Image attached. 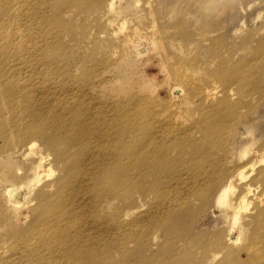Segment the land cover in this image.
<instances>
[{
  "label": "rangeland",
  "instance_id": "374dc122",
  "mask_svg": "<svg viewBox=\"0 0 264 264\" xmlns=\"http://www.w3.org/2000/svg\"><path fill=\"white\" fill-rule=\"evenodd\" d=\"M95 7L91 0H0V104L24 106L25 95L31 93L48 100V106L60 108L61 95L56 94L50 102L49 93L39 94L28 87L33 81L46 87L50 78L58 77L61 93L71 83H78L81 89L89 81L92 93L115 101L122 116L127 109L141 110L143 101L137 104V96L156 98L163 105L170 103L172 112L168 75L175 68L182 79L174 80L172 76V81L184 91L181 96L184 101L189 94L198 92L202 96L199 102H204V94L216 89L207 101L218 97L234 107L233 123L222 141L227 154L236 143L248 142L249 136L255 139L253 151L261 146L264 150V0H115L114 14L98 13V6L97 10ZM137 27L147 31L154 28L155 35L148 33V37L165 46V55L158 56L152 48L144 58L124 46L115 50L124 40L125 31L129 34ZM36 75L38 79H34ZM78 77L80 81L76 80ZM106 84L116 90L103 91ZM18 85L22 89L28 87L21 91V97L13 94ZM231 90L236 100L227 97ZM1 127L4 126L0 116ZM4 131L0 130V180H7L11 188L23 185L24 192L30 193L31 165L25 171L23 161L16 159L9 165L3 160L22 147L15 132ZM122 132L120 129L119 133ZM239 132H245L246 136ZM202 135L207 139L196 140L192 134L189 144L181 137V144L190 148V156L172 159L163 169L161 164L160 169L167 172L158 175V179L148 176L129 181L123 169L126 155L119 166L109 164L98 169L100 176L85 202L79 226L83 230L81 240L97 247L101 264L222 263L214 261L213 256L224 249L221 242L227 232L224 210L216 207L215 197L204 187L194 188V178L189 182L187 194L184 185L176 184L179 177L186 182L184 177L188 178L193 170L203 176L211 169V177L225 170V157L212 159L211 147L217 135ZM34 142L41 153L49 152L41 139ZM121 151L122 148L119 149L122 154ZM21 153L27 152L23 149ZM29 158L34 157L31 154ZM195 161H199L196 167ZM46 165L54 174L46 176L41 186L53 182L59 171L52 156ZM225 165H229L227 160ZM250 171L247 169L245 174ZM185 195H195L198 201L191 198L181 210L168 209L167 205L178 203ZM30 199H35L34 192ZM8 201L7 193L0 187V264H36L22 260L23 257L45 264L48 250L32 251L27 256L19 251V246L31 235L32 216L25 210L16 212ZM187 202L190 207H185ZM159 204L163 206L161 213L155 210ZM179 214L188 219L184 228L176 223ZM93 216L100 220L98 226L95 225L98 220L91 219ZM105 228L108 236L96 234L95 230L102 232ZM242 232L246 239L247 230L244 228ZM222 234L224 238L219 243L216 236ZM250 244L248 238L228 248L232 256L224 258L227 262L222 264H264V259L247 252ZM106 245L110 247L104 248ZM240 247L245 249L241 254Z\"/></svg>",
  "mask_w": 264,
  "mask_h": 264
},
{
  "label": "bare ground",
  "instance_id": "6f19581e",
  "mask_svg": "<svg viewBox=\"0 0 264 264\" xmlns=\"http://www.w3.org/2000/svg\"><path fill=\"white\" fill-rule=\"evenodd\" d=\"M91 1L96 5V10L98 6V13L104 11L108 14L115 13V0ZM122 30L126 28L123 27ZM148 33L153 36L156 30L150 28L147 31L137 27L129 34L125 31L124 40L115 50H120V47L124 46V48L135 50L140 57L144 58L149 48H152L157 51L158 56L165 55V46L154 37L149 38ZM122 61L121 59L120 63ZM123 64L124 62L121 63ZM172 73L168 75L169 87L173 95L171 106L174 110L172 112L170 103L163 105L156 98L144 99L136 95L137 104L143 101L141 110L134 107L129 112L127 109L122 116L117 111L115 101L92 93L89 81L88 84L84 83V88L81 89L78 83H71L64 89L66 92L61 93L58 87L61 82L58 77L50 78L46 87H41L35 81L28 87L34 88L39 94L49 93L47 99L50 98V102H53L56 94L61 95L60 108L48 106V100L37 98L31 93L25 95L24 106L18 103L11 107L0 104V116L4 126L0 130L4 129L5 133L15 132L22 146L19 150L6 155L3 160L12 165L16 159H19L25 163V171L31 165L32 174L28 178L30 193L24 192L23 185L20 188H11L12 185H9L7 180L2 178L0 180V187L7 193L10 207L16 212L25 210L26 214L32 216L31 235L19 246L23 256H27L32 251L46 253L48 250L49 253L44 256L45 264L48 262V264H69L70 262L84 264L88 261L89 264H101L97 247H93L89 242L83 243V239L81 240L83 230L79 226L85 202L89 200L94 182L100 176L98 169L101 167L105 169L109 164L119 166L124 159L123 156L126 155L124 164L126 169H123L127 172L129 181L133 178L143 179L148 176H156L158 179V175L167 172L161 169L168 161L190 156V148L186 149L181 144V137L186 138L185 142L189 144L192 134L196 136V140L207 139L202 135L203 133L206 136L217 135L211 147L214 154L212 159L216 161L225 157L228 167L224 162L225 170L218 171L215 177H211L210 174L213 173L211 169L204 168L206 171L203 176H200L201 172L193 170L190 171L188 178L184 177L186 182L180 181L182 178L179 177L176 184L184 185V194H187L190 188L189 182L194 178L196 180L194 188L204 187L209 191L210 196L215 197L216 207L225 212L224 222L227 223L225 238L223 234L216 236L219 243L220 238L225 239L221 241L224 249L214 254V261L227 262L225 259L227 256L231 257L230 254L233 253L228 248L242 244L248 238L249 240L251 238V244L246 248L247 252L255 254L259 260L264 259V150L261 146L253 151L256 145L255 139L249 136L248 142L240 145L236 143L232 151L227 154L222 141L233 123L232 109L234 107L224 104L222 102L224 100L218 97L208 102L207 100L215 94L216 89L204 94L206 97L204 102H199L202 96H199L198 92L189 94L187 101H184L181 97L184 91L172 81V76L174 80L182 78L178 77L179 74L175 68ZM34 79H38V75ZM71 80L74 81L75 78L72 77ZM76 80L80 81L79 77ZM123 80L125 81L126 78ZM17 87L13 93L16 97H21V91L28 88L22 89L20 85ZM102 89L113 92L116 90L107 84ZM226 95L230 100H236V94L232 90ZM144 100L148 104L146 107ZM227 112L228 114L224 116ZM185 115H188L191 120L188 116L184 117ZM120 129L122 133H119ZM239 133L246 136L245 132ZM36 139L43 141L44 146L49 150L47 154L39 151L37 143L34 142ZM120 148H122V154L119 152ZM193 148L196 151V145ZM23 149L27 152L26 154L21 153ZM31 154L34 157L32 159L29 158ZM50 156L54 158L59 170L58 175L53 182L41 186L46 176L51 177L54 174L46 165ZM27 158L31 160L26 162ZM29 162L31 163L26 164ZM198 163L199 161L194 162L195 167ZM247 169L251 170L249 174H245ZM154 187L158 188L156 185ZM33 192L35 199H30ZM194 196L185 195L183 200L169 204L167 207L169 210L172 208L181 210L185 201L191 198L198 201V197ZM172 200L170 198L171 202ZM92 204L95 205L96 201L93 200ZM185 207H190V204L185 203ZM155 210L161 213L163 206L159 204L155 206ZM91 219L98 220L96 216ZM99 223L100 220L95 225L98 226ZM176 223L184 228V225L188 224V219L184 218L183 214H179ZM236 227L240 228L236 229ZM244 228L247 230L246 239L242 232ZM95 232L108 236L107 228L102 232L99 229ZM187 244L190 243L187 242ZM109 247V245L104 246L106 249ZM242 251L245 249L240 247L239 254ZM22 260L43 264L41 259V261L28 260L23 257Z\"/></svg>",
  "mask_w": 264,
  "mask_h": 264
}]
</instances>
